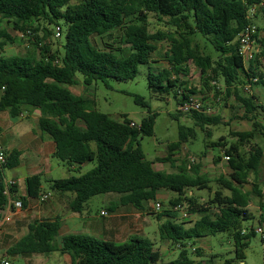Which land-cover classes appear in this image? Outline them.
<instances>
[{
    "label": "trees",
    "instance_id": "trees-1",
    "mask_svg": "<svg viewBox=\"0 0 264 264\" xmlns=\"http://www.w3.org/2000/svg\"><path fill=\"white\" fill-rule=\"evenodd\" d=\"M73 1L0 0L1 19L21 36L35 40L34 51L6 56L5 47L15 40L0 24V118L7 111L19 117L25 107L39 109L42 112L39 128L56 143L54 158L78 173L84 165L97 163L85 174L51 182L52 191L75 195L72 211L81 212L92 198L109 193L122 196L116 207L131 204L143 210L146 202H157L158 194L167 191L177 196L169 200V208L159 212L157 219L166 218L159 225L160 239L180 248L179 257L171 264H196L187 245L224 232H229L235 250V257L224 264L243 262L249 240L257 234L253 226L245 227V223L255 217L249 210L250 201L243 188L250 184L251 174H258L264 159V151L258 145L244 151L254 139L255 130L232 132V142L221 137L206 144L207 148L224 150L231 173L216 180L219 190L213 200L202 205L194 194L189 195V191L209 188L211 180L201 175L200 165H193L189 170L184 163L173 173L156 171L154 162L147 160L141 149L138 140L154 136L157 114L150 111L140 125L132 127L133 121L126 116L122 120L111 118L97 110L95 100L77 96L69 87L78 84L77 74L82 75V83L87 87L109 80L131 81L138 76L140 66L147 65L153 93L172 95L180 106L190 96L198 95L197 90L188 88V82L182 80L187 74V65L193 62L206 77L203 89L215 90V97L222 100L218 81L224 80L226 101L234 95L244 107L246 119L252 120L250 115L257 119V112L264 113V106L259 105L254 94L243 97L240 91H245L244 86L256 77L258 82L253 84V89H264L261 67L264 36L260 54L249 64L239 53L238 38L252 22L248 18L250 8L258 7L256 18L261 16L264 23V0ZM151 15L167 27L151 32ZM42 21L60 28L64 25L66 43L54 50L52 44L40 40ZM258 30L264 32V27ZM45 32L46 36L50 34L47 29ZM197 37L208 41L221 57L214 59L204 55L199 44H195ZM158 42L168 43L164 56L168 68L152 72ZM136 102L148 107L140 96H136ZM178 112L175 119L187 115L204 131L221 121L219 116L196 111ZM254 125L258 127L259 123L254 122ZM179 134V141L169 146V155L157 161L175 167L172 158L175 152L196 136L194 128L183 125L179 127ZM211 135L207 132L208 137ZM15 157L18 158V153ZM217 161H221V156L214 158V162ZM17 162L8 160L7 168ZM252 186L253 195L259 198L264 211V194L257 183ZM28 188L29 196L38 198L42 192L41 177L30 178ZM185 203L190 214L197 216L189 224L180 221L173 210L177 204ZM6 204L4 185L0 181V220ZM60 227L58 221H35L30 224L28 234L9 249L8 255L60 252L70 255L72 264H159L162 259L155 244L143 238L116 244L86 235H69L57 242ZM262 240L264 242L263 237ZM195 252L201 254L199 249Z\"/></svg>",
    "mask_w": 264,
    "mask_h": 264
},
{
    "label": "rangeland",
    "instance_id": "rangeland-1",
    "mask_svg": "<svg viewBox=\"0 0 264 264\" xmlns=\"http://www.w3.org/2000/svg\"><path fill=\"white\" fill-rule=\"evenodd\" d=\"M41 32L39 33L40 40L44 39L47 43L52 44V48L56 50L61 46V44L66 43V33L65 27L62 25V38L56 37V25H48L47 22L42 21ZM61 24L63 22H60ZM253 23L261 28L264 27L263 20L261 16L253 19ZM0 24L3 28L8 29L11 36L14 38L15 43L9 44L5 47L4 54L6 56L14 55H26L29 51H34L35 40L30 36H21L20 33L16 32L12 25L8 24L7 21L1 19ZM36 27V26H34ZM167 26L160 22L155 15L150 17V31L156 32L158 30L165 29ZM48 30L50 34L45 35V30ZM264 34V32H262ZM195 44H199L204 55H210L214 59L221 57V54L217 53L212 45L202 39L197 37L195 39ZM158 50L154 54V62L151 68L152 72H158L163 69L168 68V63L165 61V53L168 50L167 42H158ZM37 51V50H36ZM262 69L264 70V61L262 62ZM260 67V66H259ZM187 74L182 76V80L188 82V88L197 90L198 97L202 99L205 104V108H210L212 116H219L221 118L220 124L215 126H209L204 131L199 127H196L194 122L187 116L182 115L179 120L175 119V116L180 110L177 102L172 95L161 96L154 94L149 87V71L150 67L147 65H142L139 68V74L136 79L131 81H117L109 80L107 83L98 82L95 83L90 88L82 84V75L77 74L78 85L71 86L69 89L75 94H85L96 102V108L98 111L109 115L115 120H122L125 116L140 125L144 118L150 115V111L153 114H157L154 136H145L139 138L138 142L143 150L147 160L155 163L157 168H165L164 172H175L178 166H182L184 163L187 164L189 170H192L193 165L201 166V175L206 176L210 179L208 184V189L204 190H194L193 194L197 197L200 204H207L213 200L215 192L219 190V186L216 180L221 176H228L230 174V168L228 161L226 160L225 152L223 149L218 148H207L206 144L211 141H217L221 137H225L228 142H232L233 138L232 132H248L255 130V137L250 144L244 148L245 152L249 151L250 146L258 145L262 147L264 151V113L257 112L258 118L255 119V115H250L252 120L246 119L245 109L240 102L233 95L229 97L226 101L227 95L225 94V83L224 80H219L220 97L222 100H218L215 97V90L206 91L203 89L204 85V75L199 66L195 63L190 62L187 67ZM262 70V72H264ZM261 72V71H260ZM209 87H207L208 89ZM212 88V87H211ZM85 92V93H84ZM241 96L248 97L255 95L258 98L259 105L264 106V89L261 87H255L252 93H247L246 91H240ZM76 95V94H75ZM136 96L144 98L148 103V107H145L136 102ZM259 119V120H258ZM257 120V121H256ZM254 122L259 123L258 127H255ZM186 126L189 128H194L196 136L190 138L182 146V149L175 152V156L172 157L175 161V167H171L169 163L166 165H160L158 159L166 158L169 155V146L172 143L179 141V127ZM207 132H210L211 137L207 136ZM137 143H135L136 145ZM221 161L214 162L215 157H220ZM54 167L57 168L58 172L54 175L55 179H62L64 177L80 176L85 174L95 168L96 162L88 163L82 168V172L78 173L75 171H70L69 167L65 165L62 161L55 159L53 161ZM191 173V172H190ZM192 174V173H191ZM252 183H257L260 190L264 194V159L258 174H251L250 184L243 188V193L247 196L250 201L249 210L252 215L256 218L262 219L264 222V212L261 215L260 202L259 199L253 195ZM45 187L49 189V184L44 182ZM226 195L229 194L228 191H224ZM192 191H189V195ZM173 196H177L173 194ZM159 201L163 205V209L169 208V200ZM102 195L97 197L95 202L102 201ZM185 205L188 207L187 203ZM178 219L185 223H190L197 219V216L191 215V219L182 220L179 213H176ZM152 231L158 233V222L153 219ZM255 221L252 220L245 223V227L252 226ZM258 225V223L256 222ZM258 227H262L264 230V223ZM149 236L150 241L155 244V247L159 249L162 253V259L159 264H171L180 255L179 245H175L168 241H162L160 237L154 236V233ZM58 241V238H57ZM190 252V256L195 260L196 264H224L227 259H232L235 257L234 243L233 239L230 237L229 232L219 233L216 236L203 238L195 241L192 245H187ZM194 249L201 250V254L195 252ZM0 255H4L0 252ZM245 260L239 262V264H264V242L262 240V234H256L252 236L249 240V246L245 249ZM7 259L11 264H22V260L18 256H10Z\"/></svg>",
    "mask_w": 264,
    "mask_h": 264
},
{
    "label": "crops",
    "instance_id": "crops-1",
    "mask_svg": "<svg viewBox=\"0 0 264 264\" xmlns=\"http://www.w3.org/2000/svg\"><path fill=\"white\" fill-rule=\"evenodd\" d=\"M75 94L91 99L86 93ZM41 117L42 112L39 109L25 107L19 117H13L7 111L0 118V137L7 151L8 160L10 163L18 160L16 165L7 168L6 178L16 181L13 197L24 202V208L15 210L12 221L3 226L1 230L0 252L4 255H0V263L2 264L4 259L11 261L10 255H8L9 249L28 234L30 224L35 221L60 222L61 227L57 242H61L64 237L69 235H86L116 244H125L134 238L150 240L149 236L154 225L153 219L158 222V230L159 225L166 220V218L162 221L157 219L159 212L155 209L156 202H146L143 210H139L131 204L116 207L115 205L122 196L109 193L102 195L101 202H95L99 201L96 198L101 195L96 196L85 205L81 212H74L71 209V203L75 198L74 194H60L50 189L51 182L58 180L54 178L58 170L53 164V161L57 159L54 158L56 143L39 128ZM16 153H18V158L15 157ZM166 164L160 163V165ZM156 165L155 163L153 165L156 171L164 172L165 168L160 169ZM35 176H40L42 179V192L38 198L29 196L28 180ZM44 182L49 184V189L45 187ZM44 193L50 194V199L46 202L40 200ZM169 195L170 198L175 197L173 193L160 192L157 202L166 201ZM261 211L262 215L264 211ZM102 212H107V215H102ZM4 213L5 210L1 212L2 216ZM254 221L255 224L252 225L254 228L264 223L262 219L256 217ZM153 233L154 236L158 235L159 237V232L152 231ZM18 257L23 259L22 264L73 263L70 255L60 252L42 255H18Z\"/></svg>",
    "mask_w": 264,
    "mask_h": 264
},
{
    "label": "built area",
    "instance_id": "built-area-1",
    "mask_svg": "<svg viewBox=\"0 0 264 264\" xmlns=\"http://www.w3.org/2000/svg\"><path fill=\"white\" fill-rule=\"evenodd\" d=\"M258 12V7L250 8L248 12V18L250 21L249 25L244 28V30L240 33L238 41H239V53L243 57L246 64L254 62L258 55L261 52V41L263 39V34L258 30V26L253 23V19L255 18ZM62 28L56 27V37L62 38ZM258 82V78L251 79V82L247 83L244 86V90L247 93H252L253 84ZM216 83H213L215 85ZM219 87V86H218ZM220 89V87H219ZM220 100V99H218ZM180 111L187 114L192 111L205 113L211 115L210 108H205V104L198 96H190L187 100L183 101V103L179 106ZM132 127H137L138 125L134 122L131 123ZM226 160H229L226 157ZM7 162H8V154L2 143V139L0 137V181L4 185V195L7 198V204L5 207V213L0 220V235L3 226L12 221V215L15 210H22L24 208V203L22 200L15 199L14 188L16 187V181L6 178V170H7ZM50 199L49 193H44L41 195L40 200L42 202H46ZM155 209L157 212H161L163 210V205L160 202H156ZM173 210L176 213H179V216L182 220L191 219V214L189 212V207L185 204H177ZM102 215H107V212H102ZM255 231L257 234H262L264 238V230L262 227H256ZM247 230L243 231V234H246ZM196 250V249H194ZM2 264H11L9 260H2Z\"/></svg>",
    "mask_w": 264,
    "mask_h": 264
}]
</instances>
